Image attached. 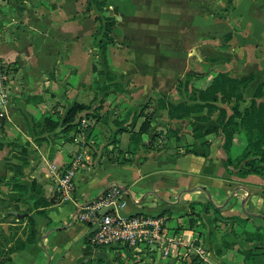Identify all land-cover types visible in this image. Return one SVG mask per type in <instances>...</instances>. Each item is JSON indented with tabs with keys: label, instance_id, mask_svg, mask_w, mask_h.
I'll return each mask as SVG.
<instances>
[{
	"label": "crops",
	"instance_id": "crops-1",
	"mask_svg": "<svg viewBox=\"0 0 264 264\" xmlns=\"http://www.w3.org/2000/svg\"><path fill=\"white\" fill-rule=\"evenodd\" d=\"M39 1L0 0V56L17 68L10 83L13 95L6 108L7 116L0 119V205L9 204L14 208V204L22 206L27 201L26 205L33 209V200L40 195L30 190L32 180L50 204L40 207L43 215H34L35 239L7 254L6 249L12 242L3 244L0 261L3 264H97L102 259L104 264H246L242 250L250 248L252 243L246 240L244 232H264V175L250 173L238 177L232 167H229L231 171L227 170V153L220 130L197 139L193 136V121L168 119L165 111H160L164 134L176 143L163 148L150 146L152 132H149L142 134V143L131 154L127 152L130 132L119 131L123 125L127 126L128 119L122 125H117L121 120L113 122L118 127L114 133L117 139L108 149L113 147L115 154L105 153L94 144L101 140L94 133L99 121L106 120L104 114L95 118L96 125L92 124L88 134L83 131L65 133L62 126L52 132L41 130L39 125L45 116L61 120L74 101L87 104L92 100L89 95V99H85V94L91 93L95 73L91 70L94 57L89 54V47L80 46L78 39H73L74 35L78 36V26H69L65 32L63 11L54 10L55 6L48 11L43 3L47 0ZM231 39L232 35L226 44ZM106 61L104 64L108 66ZM261 68L260 65L238 74L232 73L230 68L219 71H227L232 76L253 72L256 79V71ZM263 75L264 71L260 74L261 80ZM114 78L109 83H119L123 88L121 91L114 87L115 91L120 95L129 92L116 80V75ZM152 81L150 79L146 84L148 88L143 87L136 95L153 97L165 91L153 88ZM251 95L245 94L244 104L250 102ZM225 108L230 114V105ZM104 109L100 111L108 107ZM77 118L85 121L89 117L81 112ZM202 140L208 142L207 155H202ZM246 145L243 130L236 131L229 155L238 157ZM19 146L26 148L27 164L21 173H16L13 164L19 163ZM187 149L194 152L185 151ZM78 152H84V158L75 174V189L69 199H62L58 190L59 170ZM11 177L28 188L23 195L25 202L9 200L14 183L9 181ZM111 183L118 184L123 191L125 206L119 213L164 216L163 233L169 241L163 245L142 243L136 247L92 246L88 241L91 226L71 219L74 203L91 202ZM214 208L220 212H214ZM218 215L247 219L245 223L226 218L215 221ZM2 221L0 219V224ZM224 241L229 245L223 247ZM164 248L167 253L163 252ZM198 249L203 251L202 256ZM218 249L221 254L215 252ZM254 263L264 264V258L257 255Z\"/></svg>",
	"mask_w": 264,
	"mask_h": 264
},
{
	"label": "rangeland",
	"instance_id": "rangeland-1",
	"mask_svg": "<svg viewBox=\"0 0 264 264\" xmlns=\"http://www.w3.org/2000/svg\"><path fill=\"white\" fill-rule=\"evenodd\" d=\"M43 3L48 11H52L53 6L59 13L63 11L65 32L69 26H78V36L74 35L73 39H78L80 46L87 44L89 54L94 57L91 70L95 73V81L91 83V93L85 94V99H89L88 95L92 97L88 102L92 105V113L85 121L80 120L79 128L84 134L86 126L96 125L93 115H106V120L95 126L94 133L101 139L94 144L105 153H116L113 147L108 149V145L117 139L114 133L118 127L113 124L114 120L131 121L134 114L140 113L152 115L149 137L156 136L155 145L163 148L176 143L165 136L164 120L155 108L154 100L141 111V105L147 99L157 97L158 92L153 97L136 95L143 87L148 88L146 84L150 79L154 80L153 88L169 92L168 97L177 102L185 100L178 80H184L189 71L192 76L206 77L196 82L203 86L216 71L230 68L232 73H246L261 65L246 96L251 95L264 71V0H232L230 6L227 0H47ZM108 24L113 25L111 41L107 45L108 66H105L98 42L104 41ZM229 32L232 39L226 44L224 35ZM210 57L215 61H209ZM106 72L116 75V80L129 92L120 95L115 91ZM84 84L87 86L86 82ZM12 95L13 85L10 100ZM247 105L249 102H242L240 107ZM104 107L108 109L100 111ZM142 119L143 116H138L137 124ZM26 204L15 209L1 203V243L5 237L27 233L26 217L33 209ZM19 212L26 214L19 216Z\"/></svg>",
	"mask_w": 264,
	"mask_h": 264
},
{
	"label": "trees",
	"instance_id": "trees-1",
	"mask_svg": "<svg viewBox=\"0 0 264 264\" xmlns=\"http://www.w3.org/2000/svg\"><path fill=\"white\" fill-rule=\"evenodd\" d=\"M228 6L232 4V0H227ZM109 27L105 29V39L99 40L98 48L100 55L106 63L107 57V45L111 41L110 32L113 24H108ZM231 38V33L224 35V40L228 41ZM209 61H215V58H208ZM106 78L109 81L114 80V76L108 75L106 72ZM255 80L253 72L240 76H232L227 71H219L213 75V77L207 81L203 86H198L196 82L202 81V77L197 76L193 79L192 74H187L184 80H178V85L183 87L186 99L173 102L169 99L166 91L158 92L155 99H147L146 103L141 105V111L146 109L149 103L154 100L155 108L159 111H165L168 119H187L194 122L193 136L197 139L203 138L206 134L212 132H220L223 134L224 142L223 148L227 153L225 166L227 170L232 167L235 174L238 177H245L247 174L256 173L264 175V75L262 80L254 87L252 92V98L249 105L240 109V104L245 101V94L248 88ZM115 89L123 90L119 83L113 82ZM231 113L228 114L225 106H229ZM92 105L90 103H81L74 101L66 110L61 120L52 119L51 116H45L39 125L43 132H52L57 127L62 126V130L66 133L68 131L79 132L80 120L77 115L81 112H85V116L89 117V113H92ZM216 114L214 124L212 123V117ZM99 117L93 115L92 117ZM138 116H143L142 121L135 130L134 126ZM95 117V118H96ZM125 120H121L117 125L124 124ZM195 123H197L195 125ZM207 123V125H205ZM36 124L34 125V127ZM152 128V115L147 114H134L131 121L127 126H122L119 131L128 130L130 132V143L127 149L128 153H134L142 143V134H147ZM243 130L247 145L244 151L236 158H232L228 151L231 145L233 135L238 130ZM91 130L89 126H86V134ZM160 135V132L157 134ZM72 138V137H71ZM70 138V139H71ZM156 136L150 137V146L154 144ZM154 146V145H153ZM14 147V146H13ZM20 147V155L18 164H13L16 173H21L23 167L27 164V151L25 147ZM202 155L209 153V145L205 140L201 141ZM186 151H193L187 149ZM194 152V151H193ZM16 157V156H15ZM131 157L127 158L129 160ZM8 159V158H7ZM126 160V161H127ZM2 178L0 177V180ZM9 181H13L11 189L13 192L9 194V200L11 201H23L25 190L28 188L22 184H18L14 177L9 178ZM30 190L36 195H40L38 198H34L32 206L33 213L29 214L26 219L28 220V231L23 239L21 236L12 235L5 237L4 242L0 241V253L3 252V244L12 242L6 250V253L17 251L25 246V243L32 242L36 237V226L34 224V215H43V211L40 207H44L50 204V200L47 199L40 189L37 187L35 180L31 181ZM9 205V204H8ZM15 209H19V204L13 205ZM214 212L219 213L220 209L214 208ZM234 219L238 223H245L246 219L239 218L237 216L219 217L217 219ZM246 240L250 241L251 247L242 250L244 256V262L246 264H255V257L260 255L264 258V232H244ZM24 235V234H23ZM229 244L224 241L223 247ZM217 254H221V249L215 251ZM9 259V258H7ZM3 264V261H0ZM87 264V263H82ZM97 264H104V261L98 260Z\"/></svg>",
	"mask_w": 264,
	"mask_h": 264
},
{
	"label": "built area",
	"instance_id": "built-area-1",
	"mask_svg": "<svg viewBox=\"0 0 264 264\" xmlns=\"http://www.w3.org/2000/svg\"><path fill=\"white\" fill-rule=\"evenodd\" d=\"M15 65L0 56V119L7 116L6 108L10 100L12 77ZM84 158V152L72 155L68 164L58 173V190L62 199H69L75 189V174ZM71 219L91 226L88 241L92 246L109 247L126 245L136 247L139 244H164L163 228L165 217L162 215L132 214L123 215L119 210L125 206L123 191L116 183H111L91 202L75 201ZM164 253L168 251L164 248ZM198 254L203 255L201 249Z\"/></svg>",
	"mask_w": 264,
	"mask_h": 264
}]
</instances>
